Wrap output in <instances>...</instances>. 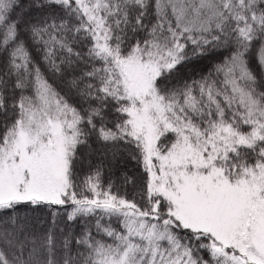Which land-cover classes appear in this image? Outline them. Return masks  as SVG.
I'll use <instances>...</instances> for the list:
<instances>
[{
	"label": "snow or ice",
	"instance_id": "6c2138e0",
	"mask_svg": "<svg viewBox=\"0 0 264 264\" xmlns=\"http://www.w3.org/2000/svg\"><path fill=\"white\" fill-rule=\"evenodd\" d=\"M0 264H264V0H0Z\"/></svg>",
	"mask_w": 264,
	"mask_h": 264
},
{
	"label": "trees",
	"instance_id": "16d2710c",
	"mask_svg": "<svg viewBox=\"0 0 264 264\" xmlns=\"http://www.w3.org/2000/svg\"><path fill=\"white\" fill-rule=\"evenodd\" d=\"M26 2L27 0H25V3ZM90 144H91V147H89L88 145H83L80 148V155L83 160V171L84 172L88 171L89 161H91L94 164L97 160V157L95 155H92L91 153L93 152L94 149L98 147V145H96L94 140L90 141ZM134 167L135 165L131 161H129L126 165H120L117 170V177L120 175V173L124 171H128L129 173H131Z\"/></svg>",
	"mask_w": 264,
	"mask_h": 264
}]
</instances>
